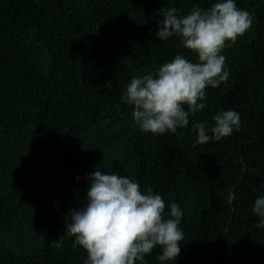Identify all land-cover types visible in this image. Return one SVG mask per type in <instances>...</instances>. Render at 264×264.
<instances>
[{
	"label": "trees",
	"instance_id": "16d2710c",
	"mask_svg": "<svg viewBox=\"0 0 264 264\" xmlns=\"http://www.w3.org/2000/svg\"><path fill=\"white\" fill-rule=\"evenodd\" d=\"M215 2L0 0V264H85L66 223L87 203L94 170L181 207L185 239L164 264H264V218L252 212L264 196V0H235L252 27L222 51L229 79L206 89L187 127L142 132L121 100L132 77L155 75L176 55L197 60L179 36L157 37L163 13ZM227 110L240 128L197 144L192 124L211 136ZM159 254L146 264H161Z\"/></svg>",
	"mask_w": 264,
	"mask_h": 264
},
{
	"label": "clouds",
	"instance_id": "9594fccd",
	"mask_svg": "<svg viewBox=\"0 0 264 264\" xmlns=\"http://www.w3.org/2000/svg\"><path fill=\"white\" fill-rule=\"evenodd\" d=\"M162 17L157 37L164 41L179 36L197 60L176 55L155 75L134 76L127 84L121 100L134 106L136 126L152 134L176 133L188 126L191 114L204 109L205 104L199 101L205 99L206 89L229 79L222 51L234 45L253 23L251 14L238 8L235 0H217L207 9L194 7L186 16H179L171 7ZM213 121L211 136L205 123L192 124L197 144L229 137L241 126L240 115L233 110L218 112ZM88 179L87 203L70 210L66 223L67 234L75 237L74 246L87 253L85 264H146L145 257L157 247L161 254L156 259L161 264L176 260L185 239L180 228L183 211L178 204L166 205L151 187L142 192L139 183L114 172L94 170ZM235 198V192L229 191L228 202ZM252 212L264 218V196L254 201Z\"/></svg>",
	"mask_w": 264,
	"mask_h": 264
}]
</instances>
